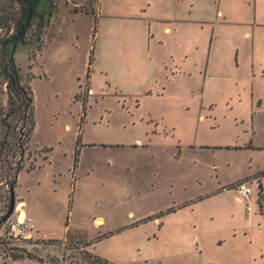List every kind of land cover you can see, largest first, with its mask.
<instances>
[{
    "label": "rangeland",
    "instance_id": "374dc122",
    "mask_svg": "<svg viewBox=\"0 0 264 264\" xmlns=\"http://www.w3.org/2000/svg\"><path fill=\"white\" fill-rule=\"evenodd\" d=\"M143 1L54 0L51 24L18 50L35 130L9 217L12 194L0 182V264H39L13 256L58 254L49 240L68 232L113 264H264L255 183L243 201L224 186L264 167V151L225 149L251 140L264 146V74L256 68L255 103L252 71L234 56L213 71L227 78L206 86L193 67L177 77L152 72L160 50L176 56L177 42L210 41L213 28L169 35L157 7L139 16ZM36 28L35 21L26 40ZM222 28L215 38L242 40L239 30ZM256 41L264 70V27ZM218 188L228 191L213 194ZM23 201L35 223L32 238L16 242L6 221Z\"/></svg>",
    "mask_w": 264,
    "mask_h": 264
},
{
    "label": "crops",
    "instance_id": "0c3cea01",
    "mask_svg": "<svg viewBox=\"0 0 264 264\" xmlns=\"http://www.w3.org/2000/svg\"><path fill=\"white\" fill-rule=\"evenodd\" d=\"M153 6L157 7L159 11L157 20L163 24L164 32H168L169 35L176 31L189 32L193 31V29L204 30L210 27L213 28V35L210 41L205 39V42L208 43L207 45L203 41L201 44L186 40L177 42L174 45L178 53L176 56H173L168 51L160 50L159 54L162 57L157 60L155 59V62H151L154 69H151L152 72L157 71L159 73L165 71L171 74L172 77H177L179 75H186L190 72V68L193 67L196 73L198 72L204 76V86H206L209 80L217 81V79L227 78L225 76L219 78L213 75V71H222L226 67L229 68V61H232V56H234L237 67L241 65L252 71V77L247 80L252 83L249 91L253 102L256 103V68H259V72L264 74L261 48L256 41V33L264 27V10L259 7V0H144L138 8L139 16L146 15V12ZM221 27H224L222 29L226 30L231 29L236 33L239 30L242 40L230 43L221 40L218 36L215 38L217 30ZM157 37L163 38L158 34ZM153 38L154 36L151 39ZM244 39L252 40V42L248 45V43L244 42ZM164 44L158 43L157 46L163 49ZM158 63H161V65L156 66ZM150 66V64L147 65V69ZM261 105L262 101L258 100L257 107L260 108ZM225 149L228 151L247 150L250 152H261L264 151V146H257L251 140L247 145L225 146ZM261 172H264V167L258 166L256 170L241 175L235 181L224 186H231L244 178L254 177L256 179L255 185L257 190L254 208L257 214L264 215V175H260ZM259 184L261 189L259 188ZM222 188H218L213 194L228 191L222 190ZM260 192L261 200L259 201ZM23 204L25 216L35 223L33 217L29 215L24 201ZM37 235L39 236L38 231Z\"/></svg>",
    "mask_w": 264,
    "mask_h": 264
},
{
    "label": "trees",
    "instance_id": "16d2710c",
    "mask_svg": "<svg viewBox=\"0 0 264 264\" xmlns=\"http://www.w3.org/2000/svg\"><path fill=\"white\" fill-rule=\"evenodd\" d=\"M32 1L0 0V182L9 191L14 190L18 175L25 168L26 151L35 130L33 94L24 83L21 69L13 57L14 39L28 22ZM11 28L14 31L8 33ZM78 156L79 150L76 149L75 165ZM28 171H32V167ZM260 175H264V172ZM49 243L58 246V254L43 258L23 249L13 259H35L39 264H113L88 251L86 248L91 244L72 239L69 232L64 239H51Z\"/></svg>",
    "mask_w": 264,
    "mask_h": 264
},
{
    "label": "flooded vegetation",
    "instance_id": "af4514ba",
    "mask_svg": "<svg viewBox=\"0 0 264 264\" xmlns=\"http://www.w3.org/2000/svg\"><path fill=\"white\" fill-rule=\"evenodd\" d=\"M29 12L30 13H29L28 21L30 22L28 26L26 27L23 35H21L20 32L14 39L13 57L15 59L16 64H17L18 50H20L22 47L28 48L33 43H36L38 41L40 32L43 30L45 26L51 24L52 19L58 12V7L55 5L54 0H34L30 3ZM35 21L37 22V28L35 29L33 39L26 40L27 32L34 25Z\"/></svg>",
    "mask_w": 264,
    "mask_h": 264
},
{
    "label": "built area",
    "instance_id": "2783aa9c",
    "mask_svg": "<svg viewBox=\"0 0 264 264\" xmlns=\"http://www.w3.org/2000/svg\"><path fill=\"white\" fill-rule=\"evenodd\" d=\"M255 183L256 179H243L233 184L232 189L237 193L238 200L243 201L251 194L250 184ZM16 212L18 216L15 219H8L6 221V230L11 240L16 242L27 241L32 238L33 222L31 219L24 216L21 218V211ZM249 209V208H248Z\"/></svg>",
    "mask_w": 264,
    "mask_h": 264
},
{
    "label": "water",
    "instance_id": "95a60500",
    "mask_svg": "<svg viewBox=\"0 0 264 264\" xmlns=\"http://www.w3.org/2000/svg\"><path fill=\"white\" fill-rule=\"evenodd\" d=\"M30 21H28V23L26 24V26L24 27V29L21 31V35H23L26 27L28 26ZM14 55V54H13ZM12 194V198H11V205H10V212L8 214V217L13 213L14 209H15V196H14V190L11 191Z\"/></svg>",
    "mask_w": 264,
    "mask_h": 264
},
{
    "label": "bare ground",
    "instance_id": "6f19581e",
    "mask_svg": "<svg viewBox=\"0 0 264 264\" xmlns=\"http://www.w3.org/2000/svg\"><path fill=\"white\" fill-rule=\"evenodd\" d=\"M23 206H24V204L23 203H20L19 205H18V211H21V218H24V216H25V212L23 211ZM97 223L98 224H101L102 223V220H97Z\"/></svg>",
    "mask_w": 264,
    "mask_h": 264
}]
</instances>
